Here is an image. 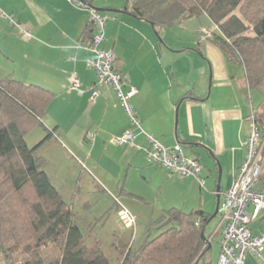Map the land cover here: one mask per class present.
Masks as SVG:
<instances>
[{
	"label": "crops",
	"instance_id": "1",
	"mask_svg": "<svg viewBox=\"0 0 264 264\" xmlns=\"http://www.w3.org/2000/svg\"><path fill=\"white\" fill-rule=\"evenodd\" d=\"M84 1L94 7L121 10L107 11L111 18L105 23V36L98 48L115 54L116 68L125 76V90L128 83L138 87L131 103L141 127L131 122L111 86H102L95 99L90 89L79 93L71 86L74 74L84 88L92 87L97 81L96 71L89 66V60L97 54L91 48L80 47L90 30L88 9L70 0H0V55L6 60L4 65L0 59V79L13 75L54 93L44 124L55 129V134L48 137V129L40 124L45 134L34 145L43 167L67 202L70 201L64 195L67 185L56 181L47 164L59 163L64 156L76 163L73 152L77 151L94 163L101 175L106 173L105 178L112 185L109 177L112 174L100 168L101 160L106 163L105 159H110L122 165L115 173L124 170L129 175V205L140 217H145L143 204L150 198L135 187L138 181L154 185L158 191L164 189L167 199L161 206L164 213L159 219L171 207L186 212L202 210L212 216V202L216 200L213 204L216 210L218 200L224 199L235 172L245 160L244 142L250 135L251 116L260 101L253 94L244 67L212 39V32L192 28L193 32L182 34L169 29L186 18L172 26L153 27L149 21L126 10V0ZM2 11L5 19L1 17ZM10 16L16 18L19 27L15 21L12 29H7ZM89 33L92 36L99 33L96 25ZM3 34L14 38L20 48L6 47L8 41ZM20 57L28 61L22 69L18 67ZM66 114L75 115L78 125L71 128ZM126 129L134 132L135 140L125 145L115 143L114 137ZM89 131L95 132L92 140L87 137ZM148 135L166 145L181 143L185 153L203 165L202 177L208 188L194 177L171 174L160 164L151 163L147 156ZM98 150L100 159L95 155ZM258 188L264 189V172ZM127 189L123 187L122 191ZM200 193L206 202L203 199L199 204L188 202ZM137 199L139 205L134 203ZM69 203L76 210L73 202ZM250 226L254 233L264 234V209L252 219ZM218 227L221 230L220 223ZM211 235H206L210 243ZM219 236L220 250L221 231ZM246 264H264V256L249 253Z\"/></svg>",
	"mask_w": 264,
	"mask_h": 264
},
{
	"label": "trees",
	"instance_id": "2",
	"mask_svg": "<svg viewBox=\"0 0 264 264\" xmlns=\"http://www.w3.org/2000/svg\"><path fill=\"white\" fill-rule=\"evenodd\" d=\"M126 1V10L163 27L206 12L215 25L212 39L244 67L250 87L264 94V0ZM94 25L91 20L84 41L93 39ZM53 98L49 89L13 75L0 79V251L8 264H196L207 259L211 248L202 233L211 216L202 210L171 207L155 223L166 228L136 250L118 238L116 263L100 240L86 236L81 216L43 167L37 146L27 142L35 125H45ZM254 115L264 133V98ZM46 128L48 137L55 134ZM49 244L59 253L47 256Z\"/></svg>",
	"mask_w": 264,
	"mask_h": 264
},
{
	"label": "built area",
	"instance_id": "3",
	"mask_svg": "<svg viewBox=\"0 0 264 264\" xmlns=\"http://www.w3.org/2000/svg\"><path fill=\"white\" fill-rule=\"evenodd\" d=\"M70 1L79 7L89 8L92 13L91 20L99 28V33L93 39L80 43V47L91 48L97 54L95 59L89 60V66L97 73V81L92 87L84 88L79 77L74 74L71 77L72 88L79 93L90 89L92 98L95 99L102 86H111L117 92L131 122L141 127L131 103L138 87L128 83L125 90V76L115 67V54L111 50L98 48L105 36V23L111 17L102 14L84 0ZM251 121L252 129L244 142L247 149L245 160L235 172L233 183L219 204L221 240L218 264H246L249 253L264 256V234L254 233L250 226L252 219L258 217L264 209V189L258 188L264 172V133L257 126L254 113ZM148 139L147 156L151 163L160 164L171 174L194 177L204 185L203 165L195 157L187 155L181 143L166 145L153 135H148ZM134 140L135 134L130 129L114 137V141L121 145ZM119 215L126 227H136V217L124 205H120Z\"/></svg>",
	"mask_w": 264,
	"mask_h": 264
},
{
	"label": "rangeland",
	"instance_id": "4",
	"mask_svg": "<svg viewBox=\"0 0 264 264\" xmlns=\"http://www.w3.org/2000/svg\"><path fill=\"white\" fill-rule=\"evenodd\" d=\"M97 2L103 1V0H96ZM115 2H120L121 0H114ZM97 6V5H96ZM99 6V5H98ZM83 8V7H82ZM90 11L89 8H86ZM3 12H1V17H6L5 14L3 15ZM91 12V11H90ZM101 12V11H99ZM101 12L105 15L108 14V12ZM10 15V14H9ZM111 15V14H110ZM4 16V17H3ZM10 16L7 17V21H9V27L7 29H12L13 23L16 21L17 26L19 27L17 20L15 17ZM92 17V13H91ZM210 18L206 12H200L196 16L192 18H186L183 23L176 25L174 28L169 29H176L179 33L187 34L193 32L192 28H201L203 29V33H207L208 31L213 33V30L215 29L214 23L209 19V22L207 19ZM5 19V18H4ZM10 21H12L10 23ZM190 21V22H188ZM96 28L99 31L98 26ZM176 31V33H177ZM2 34V33H1ZM8 34V33H5ZM10 35V34H9ZM4 38L7 39L8 44L6 45L11 48H20V46L17 45L14 38L5 36L3 34ZM1 63L5 65V59L0 55ZM28 61L26 59H23V57H20L18 59V67L19 69H22L24 66H26ZM20 73H18V76ZM17 78V77H16ZM75 90V89H74ZM77 91V90H76ZM253 94L258 95L260 98L259 104L263 100V92L261 90L254 88ZM258 99V100H259ZM75 115L66 114L67 122L71 124V128H73L75 125H78L77 119ZM75 118V119H73ZM42 126L40 124H37V127L34 131L29 133L27 135V140L31 147H33L35 144H37L38 140H41V138L44 136L45 133H42L44 130H42ZM40 131V132H39ZM42 137H39L41 136ZM88 138L91 140L95 138V132L89 131ZM116 143V142H115ZM119 144V143H117ZM75 154L76 163H71V160L64 156L61 160H58L59 163H48L47 168H50L53 176L56 178V181L61 184L64 183L67 185L65 187L64 195L68 200L73 202L76 210L79 212V215L82 218V228L86 236H88L91 240H100L102 242V247L105 250V252L111 256L113 263H116V254L115 249L113 247V244L117 241L118 238H121L122 240L126 242H130V244L133 245V249H138L144 240L148 237H154L159 232L164 230L166 228V225L163 226H156L155 223L159 220V218L164 213V210H161L162 204L165 203V200L167 199L166 194L164 193V189L161 191H158V188L151 184H145V182H135L134 185L138 190L145 191L147 196L150 198L148 203L143 204V207L145 208L143 210L145 217H140L136 211L131 208L129 205V175L126 171L121 170L120 173H115V171H119V168H123L120 163L115 164L108 159V161L105 159L106 163H100L99 166H102L100 168L110 172L112 175H109L110 180L113 185L108 183L106 180V173L101 175L98 170H95L94 163H89L87 159L81 154L76 152H73ZM101 152L98 150L95 155L96 158L100 159ZM79 162V163H78ZM50 166V167H49ZM168 171V170H166ZM168 173V172H167ZM118 179V180H116ZM131 180V179H130ZM133 182V180H131ZM132 185V186H134ZM206 188H208V184L204 185ZM125 187L127 189L126 192H123L122 189ZM69 192H71L69 194ZM171 192V189L170 191ZM169 193H167L168 195ZM206 197H209V194L205 195ZM212 197L214 198V195L212 194ZM131 199V198H130ZM202 199L204 202L206 200L202 198L201 193L198 195H193L190 199H188V202H197L198 204L202 202ZM186 200V199H185ZM69 201V202H70ZM136 202V205L140 204V200H134ZM216 201V200H215ZM212 202L213 204L215 203ZM212 204V215L214 213L215 207ZM120 205H124L127 207L132 214L136 217L137 224L136 227L128 228L122 221L119 215ZM221 221V218L219 215L211 219L207 227L205 229V235L209 236L211 235V245L212 249L209 251L207 256V264H218L220 250H219V233L220 228L219 223ZM216 236V237H215ZM59 251L54 248L52 245H47L45 248V254L49 257L54 256L58 254ZM211 260V261H210ZM7 257L3 251H0V264H8ZM199 264H206L204 259H201Z\"/></svg>",
	"mask_w": 264,
	"mask_h": 264
},
{
	"label": "water",
	"instance_id": "5",
	"mask_svg": "<svg viewBox=\"0 0 264 264\" xmlns=\"http://www.w3.org/2000/svg\"><path fill=\"white\" fill-rule=\"evenodd\" d=\"M98 11H112V12H119L121 10H118V9H107V8H101V7H95ZM127 13H130V12H127ZM131 14V13H130ZM151 25L154 27L155 26V23L154 22H150ZM219 204H220V201L218 200L217 202V206H216V210L215 212L213 213V215L210 217V220L213 219L214 217H216L218 215V211H219ZM209 220V221H210ZM202 237L206 239V241L208 242L209 244V248H211V243L208 241V239L206 238L205 236V231H203L202 233ZM198 263V261H197ZM196 263V264H197Z\"/></svg>",
	"mask_w": 264,
	"mask_h": 264
}]
</instances>
